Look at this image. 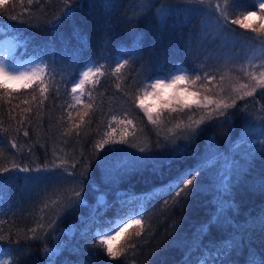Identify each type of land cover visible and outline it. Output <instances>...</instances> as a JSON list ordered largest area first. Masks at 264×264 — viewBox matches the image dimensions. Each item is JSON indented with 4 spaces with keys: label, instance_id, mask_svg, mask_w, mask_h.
<instances>
[{
    "label": "trees",
    "instance_id": "obj_1",
    "mask_svg": "<svg viewBox=\"0 0 264 264\" xmlns=\"http://www.w3.org/2000/svg\"><path fill=\"white\" fill-rule=\"evenodd\" d=\"M69 2L75 7L76 0ZM169 2L145 0L141 6L134 0H115L111 10L99 5L90 9L84 2L72 20H65L53 35L47 29L64 10L62 0H33L31 5L27 0H0V19L5 22L6 30L11 32V25L23 28L22 35L30 41L27 47L46 56L50 64L56 61L55 71L47 69L42 76L48 87L44 93L46 98L41 96L36 85L30 90L22 87L23 95L14 100L4 97L6 90L0 91V168H11L14 164L32 168L55 164L63 165L76 176L75 180L53 181L39 188H26L23 180L14 182L10 192L5 187L2 197L7 199L0 204V236L5 237L0 240L3 246L0 256L3 250L17 249L12 264L30 257L36 264H49L45 249H57V245L60 250L53 257L54 264H80L91 258L93 252H100L105 264H184L186 260L198 264L209 257L204 245L211 248L213 245L209 241L231 235L237 240L242 236L244 240L233 256L235 264H245L250 253L264 250V231L258 220L264 209V190L260 187L264 157L259 154L261 143H257L264 142L259 127L264 117V95L238 99L237 108L229 109L228 117L216 119H212L203 107H192L182 111L168 110L154 125L138 108L140 84L149 78L146 73L157 69L153 68V51L163 55L160 66L164 71L177 61L196 67L198 62L206 63L207 59L208 66L216 67L217 60L209 56L216 57L218 53L198 39L205 17L197 15L188 22L182 11L187 5L180 0H171L173 12L161 31L156 9ZM210 2L214 5L218 0ZM152 3L155 7L151 12L140 19L131 18L138 12H146ZM178 4L180 11H177ZM197 7L208 11L207 2ZM11 15L19 16L25 23L21 24L20 19L11 20ZM73 22L86 41V47L73 37ZM232 27L248 37L238 52L247 45L250 48V41L256 42L248 30ZM215 31L212 30L213 35ZM133 33L143 34L142 58L127 57L129 64L115 73L116 61L125 57L132 47H137L133 43ZM189 41L194 45L191 49L194 54L185 55ZM85 62L103 67L100 72L93 71L77 93L72 94V80L79 77ZM259 64L255 60L246 66L259 76L264 71ZM211 84L219 82L213 80ZM241 108H246L255 127L244 124L242 128L245 114L239 111ZM202 116L206 123L200 127L205 131L189 139L181 129L190 123L195 127L194 122ZM25 131L28 136H24ZM241 135L246 143L239 139ZM104 139L109 140L104 150L121 148L124 152L110 158L107 165L110 171L101 168L97 173L95 144ZM13 142L17 145L15 148L11 147ZM183 145L187 147L181 148V158L177 160L174 149ZM140 148L145 151L140 152ZM126 153L156 157L155 166L162 165L163 174H153V162L142 167H114L115 161L130 159ZM88 162L92 167L81 179L80 173ZM73 163L75 169L71 167ZM199 168L204 169L194 181V185L200 184L199 191L189 186L174 200L175 191L170 192L169 188L175 189L177 175H186L185 170ZM229 177L236 187L225 192L223 181ZM80 189H83L84 203L76 204L74 190ZM126 189H131L133 195L119 196ZM218 202L224 203L226 211L219 227H213L201 244L200 226L213 214ZM229 204L231 211L227 210ZM145 208L141 225H132L113 240L114 250L122 251V255L116 259L108 257L103 250L105 246L98 244L93 234L106 227L109 221L118 220L124 212H139ZM141 227L143 234L137 237L136 232ZM33 228L41 237L39 240L29 239Z\"/></svg>",
    "mask_w": 264,
    "mask_h": 264
},
{
    "label": "snow or ice",
    "instance_id": "obj_2",
    "mask_svg": "<svg viewBox=\"0 0 264 264\" xmlns=\"http://www.w3.org/2000/svg\"><path fill=\"white\" fill-rule=\"evenodd\" d=\"M28 4L31 5L33 0H27ZM87 2L89 8H94L99 5L101 8L106 10H111L114 7L115 0H76L75 7H73L69 0H62L64 5V10L60 15H58L53 21L50 22V26L48 27V31L55 35L58 33L59 28L63 25L65 20H72V17L75 15L76 11L80 10L83 7V3ZM139 2L141 6L144 5L145 0H134V3ZM150 2V0H149ZM205 2L208 3V11L202 7H197V5H203ZM155 3H160V0H155ZM155 3H152L150 7L146 9V12L141 13V15L146 14L147 12H151L152 8L155 7ZM180 3L183 5H187L184 7L182 11L187 16V21L199 15L204 16V20L201 22L200 35L198 39L203 43H207L208 47L211 48L214 52L218 53L216 57L209 56V59H226L225 66L227 67L229 64H235L239 61L247 60L248 63H252L255 60H259V67L264 69V26L254 27L251 24L245 23L246 20L250 19L256 13L254 11L249 10V4L245 3V0H218L216 4H211L210 0H180ZM257 6L256 0H253L251 7L255 8ZM259 9L264 13V0H261L258 4ZM6 7V5L4 6ZM180 5H177V11H180ZM173 12L171 7V0L168 4H161L160 8L156 9L155 15L159 17L158 23L160 24L161 31L164 26L167 24V20L170 18V14ZM11 20L20 19L17 15H11ZM21 24L25 23L24 20L20 19ZM131 22V20H129ZM30 26H34L29 22ZM233 25L238 26L240 29H250L251 32L256 33V40L258 41L257 46L259 47V53L253 52L251 58L247 57L243 52H238L237 49L241 48L243 44L248 40V37L237 31L236 28L232 27ZM6 25L0 23V44H2V50H0V74H3L5 77H9L15 80H27L30 83H35L36 87L40 90V94L44 97V93L48 91V87L44 85V80L42 76L44 75L45 69L48 68L50 72H54V65L56 63L55 60H52L50 64L48 60L40 59L39 61H34L25 65L22 62H18L16 59L17 50L22 46L26 48L30 43L22 33L25 31L23 28L18 25H11L12 31L9 32L6 30ZM173 28L176 25H172ZM215 29V35L212 34V30ZM133 43L137 45V47H132L131 51L126 53V56L120 60L116 61L114 72L120 73V70L126 65L129 64V59L127 57L137 56L140 57V54L143 51V34L142 33H133ZM73 37L77 38L79 43L83 46H87L86 41L80 33V30L75 27L73 22ZM211 37V39H209ZM194 47L192 41H189L188 50H186L185 55L194 54L191 52V49ZM208 49L205 48L204 52L207 53ZM247 51H252V48H248ZM142 58V57H140ZM63 59V57H61ZM255 66V65H253ZM100 67L95 66V62H85L83 68H81L80 75L77 78L72 80V88L71 93L76 94L77 90L81 88L82 85L85 84L87 77L90 74L95 72H100ZM203 71V68L199 70ZM238 71H244L243 66H241ZM146 75L149 76V80L144 85V94L148 95V89H151V94L156 95V90L163 87H173L177 85L180 81H188V84L192 86H197L194 88L193 95H197L199 92V88H205L206 91L202 96V102L200 100L196 101V105L198 108L203 107L205 111L208 112V115L212 119H216L220 116L228 117L229 109L237 108V100H244L245 97H254V94L257 91V88L264 89V71H262L257 77L255 73L245 72V76L248 79V83L242 84L239 87L232 86L228 90V95H223L226 91L224 88H220L219 93H213L209 84L211 81L216 79V76L212 73L205 72L203 75H200L197 68L195 67H178L176 63H173L172 67L167 71L163 70L162 66H159L154 72H148ZM224 80V76L221 75L220 82L222 83ZM28 84H25V87H28ZM119 87V85H117ZM188 88L185 86L184 91H187ZM264 95V91L260 93ZM212 96H216V99H212ZM46 98V97H44ZM36 99V97H33ZM137 99H140L137 97ZM43 101L41 100V103ZM27 103V101H25ZM177 103H181L178 99ZM209 105H213V107L209 108ZM140 107L142 108L144 114L147 116L148 121L152 124H157V119H154L153 114L148 111L146 107H144L142 99L140 101ZM183 108H190L191 105L188 103H183ZM175 111V109H173ZM239 111L245 114V120L242 124V128L244 124L248 125L249 128H253L256 126L255 121L251 119L249 115H247L246 108H241ZM87 115V113H85ZM235 115V113H233ZM115 118V117H113ZM83 119V116H81ZM131 123V121H129ZM195 127L190 123L181 131L188 134V138L197 137L199 134L205 131L204 128H201L200 125L206 123L205 118L202 116L201 119L196 120ZM179 127V126H178ZM259 127L262 129L260 134L264 136V117L261 118ZM24 136H28V132H24ZM239 139L246 143L245 137L240 136ZM109 143L108 139H104L99 143L95 144V148L97 150V173L101 168H104L106 171H110L107 169V165L110 162V158L115 156L118 153L124 152V149L121 148H108L104 150V146ZM120 143L127 144L128 141H120ZM257 143H261L260 148V156L264 157V142L257 141ZM17 145L13 142L11 144L12 148H15ZM130 147H135V145H129ZM186 148L187 145L177 146L174 151L176 153V159L179 160L181 148ZM144 148H140V152H144ZM102 153V154H101ZM129 160L120 159L113 163L114 167H119L122 169H126L129 166L132 167H142L149 162H153L152 172L153 174L162 175V165L161 167L155 166L156 157L145 155V156H136L134 153H126ZM170 155V154H169ZM251 156V153L248 154ZM254 160L255 157H252ZM76 163H79L78 161ZM73 169H75L76 164L73 163L71 165ZM91 162H88L84 167V172L80 173L81 179L84 178L85 172H88L91 169ZM186 175L183 173L178 174L175 178L177 183L175 185V189L169 188V191H175V200L176 197H180L185 190L189 189V186H194L196 191H199L200 184L197 183L194 185V181H197V176L203 174L204 169L199 168L195 170L187 169ZM95 175V173H93ZM190 177V178H189ZM75 180L76 176L72 172H68L67 168L63 165H53L52 167H48L47 165L41 167L37 166L35 168L29 166H21L19 164H14L11 168H0V197L5 195L4 189L7 186L9 192L11 191V186L14 182L23 180L25 181L26 188H39L41 185L49 184L53 181L63 182L64 180ZM239 179V178H238ZM224 191L231 192L232 189L236 187V184L232 182V179L229 177L224 179ZM91 184V181H90ZM183 185V187H180ZM260 187L261 190H264V175L260 178ZM98 190V189H96ZM83 189L79 191L74 190V196L76 198V204L84 203V200L81 198V192ZM167 194V193H165ZM165 204L168 201L164 202ZM2 204V201H0ZM228 211L232 210V205L229 204ZM146 211L145 209H141V211H132L130 214L124 212L123 215L118 217V220L109 221L106 227H101L100 230L93 234L94 239H97L98 244L105 246L104 251L107 256L116 259L120 255H122V251L114 250L113 240H115L118 236L121 235L126 229L131 227L132 225H141L142 213ZM226 209L224 207L223 202H218L217 205L214 206V212L209 218L200 226V240L201 244H203V237L206 235H210L213 227H219L220 220L223 217ZM102 219V218H101ZM261 231H264V209H261V214L258 217ZM54 223V222H53ZM43 228V225L40 226ZM51 227V225H50ZM53 230H55L53 228ZM33 233L29 239L31 240H39L41 237L36 235V229H30ZM143 234V228L141 227L139 231L136 232L137 237H141ZM47 235V234H45ZM5 239V237L0 236V240ZM213 246L208 248L207 245L204 247L207 249L209 253V257L201 259L198 264H235L233 260V256L240 249L241 245L244 243L243 237L239 240L236 239L235 235L226 236L221 240L209 241ZM60 246L57 245V248ZM133 247H135L133 245ZM0 249H3V246L0 245ZM199 250V249H198ZM17 249H11L8 251L3 250V255L0 256V264H12V261L16 259L15 252ZM45 252L48 254L49 264H54L53 257L57 256L56 249H45ZM215 255H211L212 253ZM203 255V254H202ZM17 264H36L33 258H28L23 261H17ZM80 264H105L103 259L101 258L100 252L91 253V258L83 260ZM184 264H190V261H184ZM245 264H264V250H259L257 253H250L248 257H246Z\"/></svg>",
    "mask_w": 264,
    "mask_h": 264
},
{
    "label": "rangeland",
    "instance_id": "obj_3",
    "mask_svg": "<svg viewBox=\"0 0 264 264\" xmlns=\"http://www.w3.org/2000/svg\"><path fill=\"white\" fill-rule=\"evenodd\" d=\"M252 2H253V0H245V3L249 4V10L254 11L256 14L253 15V17H251L250 19L246 20L245 23L251 24L254 27L264 26V13H262V10H260L259 6H258V4H259V2H261V0H256L257 6L255 8L251 7ZM141 13L142 12H138L135 16H132L131 18L133 20L140 19L143 16V15H141ZM259 15L262 17H260ZM212 57H215V56L213 55ZM162 58H163L162 54H155V52L153 51V68H158L160 66V62H161ZM258 62H260V61L258 60ZM25 65H28V64L25 63ZM176 65L178 67H187V66H184L183 64H180V63H177ZM201 68H203L202 72L199 71ZM197 70H198L200 75H203L205 72H209V73L214 74L216 76L215 80H217V81L218 80L220 81V77H221V75H223L224 76L223 82L222 83L220 82L219 83L220 85L218 84L219 87L212 92L213 93H219L220 88H224L226 91L223 93V95L226 96L229 94L228 90L230 89V86L226 83V80L229 81L230 83H231V81L227 77V74L225 72L226 67H224V65H222V67L219 71H212V70H209L208 68L203 67V66H198ZM261 70H264V69H261ZM257 77H259V76H257ZM0 78L5 79L6 82L12 84L13 86H18V87L21 86V84H20L21 80L11 79L9 77H5L3 74H0ZM147 81H145L139 89L138 97L140 99H138V106L140 107V101L142 99L144 107H146L148 109V111L153 114L154 119H157V121L159 120L160 114H162L164 111L170 110V109L173 110V109H177V108H183L182 105L185 102L190 105L192 102L198 101L202 97V94H204L206 91L205 88H199L198 94L193 95L194 88L198 87V85L192 86V85L188 84L187 80H185V81L178 82L177 85H175L173 87H163V88L157 89L156 95L151 94V89H148L149 94L145 95L144 94V85ZM218 85H212L210 83L209 87L211 89H214ZM232 85L235 87L240 86V84L236 80ZM185 86H187V88H188L187 91H184ZM260 90L264 91V89L257 88V91H260ZM3 95L5 98H8L10 100H14L18 97V95L15 92H13L12 89H8ZM194 98L196 100H193ZM211 98L216 99L217 97L212 96ZM178 99L181 101V103H177ZM18 100H20V97L18 98ZM140 109L142 110L141 107H140Z\"/></svg>",
    "mask_w": 264,
    "mask_h": 264
},
{
    "label": "bare ground",
    "instance_id": "obj_4",
    "mask_svg": "<svg viewBox=\"0 0 264 264\" xmlns=\"http://www.w3.org/2000/svg\"><path fill=\"white\" fill-rule=\"evenodd\" d=\"M246 64H248V63H246Z\"/></svg>",
    "mask_w": 264,
    "mask_h": 264
}]
</instances>
